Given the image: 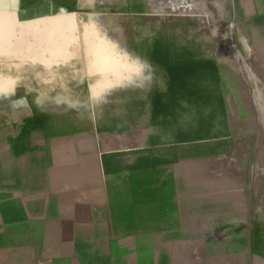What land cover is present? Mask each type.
Here are the masks:
<instances>
[{
  "label": "rangeland",
  "instance_id": "1",
  "mask_svg": "<svg viewBox=\"0 0 264 264\" xmlns=\"http://www.w3.org/2000/svg\"><path fill=\"white\" fill-rule=\"evenodd\" d=\"M107 1L109 34L116 13L121 18L136 0ZM140 1L153 10L155 20L172 23L169 71H202L204 92L222 101L219 123H204L203 134L233 133L234 153L220 141L216 160L210 154L216 142L204 140L201 155L198 150L196 156L194 151L186 153L180 181L169 184L146 178L139 181L141 186L134 180L121 181L113 203L107 207L76 203L72 218V204L65 203L68 190L50 188L44 177L51 167L71 160L76 164L78 157H66L68 141L60 140L59 150L52 149L54 141L40 140L42 133L29 123L26 133L12 124L9 151L3 139L6 117L1 100L7 94L8 102L17 105L19 89L15 86L6 93L1 84L0 264H264V183L261 189L259 183L255 186L248 202L240 189L226 187L232 176L250 170L249 158L257 161L258 148L264 147V21L257 15L264 0ZM230 5L235 11L234 28L227 14ZM203 19H209L212 35L202 30ZM184 22L192 37L185 35ZM245 35L251 37V44ZM211 36L215 43H207ZM231 36L234 42L226 43ZM118 58L108 42V68L113 69ZM158 67L168 70L164 64ZM14 72L17 78L18 71ZM32 73L28 72L31 78ZM33 84L31 79L28 103L35 97ZM42 94L50 98V93ZM81 97L75 92L76 102ZM12 111L17 118V107ZM85 145L88 142L76 141V149L85 150ZM24 163L27 182L21 190L26 196L19 198L20 189L13 186L19 183ZM79 195L74 192L76 202Z\"/></svg>",
  "mask_w": 264,
  "mask_h": 264
},
{
  "label": "crops",
  "instance_id": "2",
  "mask_svg": "<svg viewBox=\"0 0 264 264\" xmlns=\"http://www.w3.org/2000/svg\"><path fill=\"white\" fill-rule=\"evenodd\" d=\"M144 4L136 0L121 18L116 13L108 34L111 11L107 0H0V85L6 93L15 86L19 89L17 105L8 102L7 94L2 96L3 139L10 146L12 124L26 133L29 123L42 133L40 140L54 141L52 149L59 150L60 140L68 141L66 157L77 156V163L71 160L51 167L44 178L50 188L68 190L65 203L72 204V218L76 203H104L106 207L113 203L121 181L134 180L138 186L146 178L169 184L180 181L186 153L194 151L196 156L198 150L201 155L204 140L216 142L210 153L216 160L220 141L234 153L233 133L204 136L203 124L219 123L223 103L204 92L202 71H169L172 23L155 20L153 10ZM229 12L234 28L233 5ZM257 15L264 21V8L259 7ZM203 20L202 30L212 35L209 19ZM182 27L192 37L185 22ZM209 38L207 43H215L213 36ZM227 38L226 43L234 42V36ZM244 38L252 43L250 36ZM108 42L119 55L113 69L108 68ZM160 64L168 70L159 71ZM14 71H18L17 78ZM28 72H33V78ZM31 79L35 97L28 103ZM75 92L82 95L79 102ZM40 93H50V98ZM16 107L17 118L12 111ZM76 141L88 142V146L81 149V142L76 149ZM258 152L257 161L249 158L250 170L226 182V187L240 189L247 202L258 183L263 188L264 147L259 146ZM83 157L89 161L85 163ZM22 174L13 186L19 187V198L26 196L21 190L27 182L25 163ZM74 192L80 193L77 202Z\"/></svg>",
  "mask_w": 264,
  "mask_h": 264
}]
</instances>
